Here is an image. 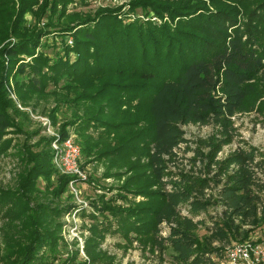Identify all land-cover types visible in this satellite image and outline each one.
I'll use <instances>...</instances> for the list:
<instances>
[{
	"label": "trees",
	"instance_id": "1",
	"mask_svg": "<svg viewBox=\"0 0 264 264\" xmlns=\"http://www.w3.org/2000/svg\"><path fill=\"white\" fill-rule=\"evenodd\" d=\"M67 1L53 0L54 4ZM233 2L236 5H224L221 0H131L129 10L151 11L160 21L125 23L119 8H98L92 15L48 27L61 37H71L70 46L61 39L62 55L52 61L42 52L35 53L48 28L34 35L24 33L0 48L6 62L4 67L0 62V155L10 147L5 138L15 126L7 111L13 104L3 88V73L23 74L15 81L17 91L23 90L19 98L51 95L55 106H73L80 113L75 111L64 126L73 127L78 137L89 126H100V143L79 137L80 152L104 159V177L123 176L118 189L145 198L134 208H118L99 198L89 202L90 210L75 207V213L90 220L84 247L90 261L99 258L94 239L100 240L111 222L123 236L129 231L149 234L156 243V225L165 220L174 224L167 237L174 260L212 264L205 251L195 248L192 230L197 220L192 218L210 204H218L226 217L250 220L255 216L256 205L264 197V154L253 145L241 140L220 160L215 158L219 143L205 153L195 148L189 158L191 165L199 163L195 171L168 167L177 156L175 149L185 142L183 125L213 122L226 138L222 142L230 140V117L253 100L248 99L251 80L264 81V0ZM20 55L29 60L23 61ZM48 86L52 89L46 90ZM121 132L128 134L126 139ZM111 133L114 145L106 141ZM48 142L40 152L24 147L19 159L28 166L19 177L18 189L0 192L1 216L17 220L27 242L14 249L13 264H43V252L51 250L60 236L55 217L74 209L72 204L28 205L36 179L47 182L56 170ZM71 178L57 176L53 195L58 196ZM211 182L218 186L215 198L204 193ZM179 205L190 215L178 217ZM102 212L111 219L98 221Z\"/></svg>",
	"mask_w": 264,
	"mask_h": 264
},
{
	"label": "rangeland",
	"instance_id": "2",
	"mask_svg": "<svg viewBox=\"0 0 264 264\" xmlns=\"http://www.w3.org/2000/svg\"><path fill=\"white\" fill-rule=\"evenodd\" d=\"M221 1L224 5H236L233 0ZM130 2L131 0H68L64 4H54L53 0H0V48L6 43L11 45L24 33L34 35L38 30L48 28L50 25L60 26L78 16L92 15L98 8H119L118 14L123 18V23L132 19L143 21L157 19L151 11L146 13L136 7L129 10ZM205 3L208 4V2ZM25 7H27L26 10H24ZM162 20H166V17ZM157 21L160 20L157 19ZM48 29L49 33L39 38L40 44L35 49V53L42 52L49 61H52L55 56L62 55L61 39L63 38L70 46L71 37H61L54 33V29ZM20 57L23 61L29 60L28 56L20 55ZM73 57V54L69 52L68 59L72 61ZM0 59L3 67L6 66L3 55ZM10 74L12 73H7L5 76V72L3 73V88L7 98L13 104V108H8L7 111L15 126L5 138L10 141V147L7 148L6 154L0 155V192L18 189L19 177L28 166L19 159L24 147L27 146L32 152H40L46 149L45 141L49 140V146L55 134L61 138L72 135L79 146L78 163L81 176L71 179L70 184L67 182L58 196L53 195L52 190L58 183L57 176L62 175L61 173L55 170L47 182L38 177L34 186L36 189L34 198L28 202L31 207L37 203H46L53 207L74 205V209L70 208L62 216L55 217V220L59 222L60 236L51 250L43 252V264H69L71 260L73 264L81 261H84V264H191L189 261L181 262L171 257L167 237L174 224L165 220L156 225L157 231L153 235L160 245L157 241L153 243L152 235L149 234L138 235L129 231L127 236H123L121 232L113 230L116 225L111 222L110 227L102 232L100 240L94 239L96 242L94 250L99 254V258L92 261L88 259L84 252L85 241L89 236L85 227L89 225L90 220L80 217L78 212L75 213V207L90 210L89 202L98 201L99 198L118 208H134L145 198L142 195L118 189L117 186L123 181V176L104 177L103 174L106 172L104 159L96 160L92 154L85 156L80 152V138L88 137L89 143H100V126H89L79 138L73 127L64 126L65 121L74 117L75 111L78 112L75 115L80 113L79 110L63 103L55 106L51 95L19 98L23 90L17 91L15 81H20L23 74L17 73L12 76ZM251 85L248 99L253 100L246 101L245 108L234 113L229 119L233 137L222 142L226 138L222 135L220 125L213 122L206 125L198 123L183 125L181 128L185 142L175 149L177 156L173 165H168L170 170L195 171L199 163L191 165L189 162L193 150L198 148L205 153L215 143L221 146L215 156L217 160L224 158L241 140L253 145L264 154V81L254 77ZM50 89L52 87L48 86L46 90ZM61 130L66 134L61 136ZM121 133L126 139L128 134ZM106 141L110 145L115 144L112 133ZM186 147L187 151L184 150ZM217 188L218 186L211 182L204 193L215 198ZM160 189H168V186H162ZM92 211H94L93 208ZM177 212L178 217L190 215L184 205H179ZM102 213L103 216L96 217L98 221L111 219L106 212ZM1 215L0 212V264H13L15 259L11 254L19 249V247L16 248L19 244L27 242L21 236L20 223ZM192 220H197L196 227L192 230L196 239L195 248L205 251L204 254L210 257L212 264H224V251L229 246L236 244L251 247L264 246V197L256 205V214L250 220H243L238 215L226 217L222 215L218 204H210L205 211L197 213ZM80 227H84V230Z\"/></svg>",
	"mask_w": 264,
	"mask_h": 264
},
{
	"label": "built area",
	"instance_id": "3",
	"mask_svg": "<svg viewBox=\"0 0 264 264\" xmlns=\"http://www.w3.org/2000/svg\"><path fill=\"white\" fill-rule=\"evenodd\" d=\"M51 163L61 174L76 178L81 176L78 163L79 146L72 135L61 138L55 134L49 143ZM69 180V184L72 180ZM224 264H264V246L251 247L244 244L229 246L224 251Z\"/></svg>",
	"mask_w": 264,
	"mask_h": 264
}]
</instances>
